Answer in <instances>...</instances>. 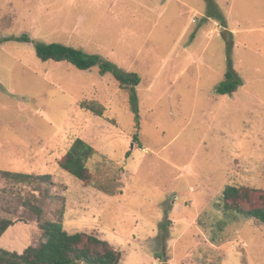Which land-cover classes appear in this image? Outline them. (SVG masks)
I'll return each mask as SVG.
<instances>
[{
  "label": "rangeland",
  "instance_id": "obj_1",
  "mask_svg": "<svg viewBox=\"0 0 264 264\" xmlns=\"http://www.w3.org/2000/svg\"><path fill=\"white\" fill-rule=\"evenodd\" d=\"M214 1L225 25L207 0H0V37L83 48L142 78L137 114L112 73L0 43V249L38 247L60 221L119 264H162L156 249L168 264H264V224L223 197L264 192V0ZM230 65L244 84L220 94ZM78 137L97 150L87 181L59 165ZM250 194L244 207L262 204Z\"/></svg>",
  "mask_w": 264,
  "mask_h": 264
},
{
  "label": "trees",
  "instance_id": "obj_2",
  "mask_svg": "<svg viewBox=\"0 0 264 264\" xmlns=\"http://www.w3.org/2000/svg\"><path fill=\"white\" fill-rule=\"evenodd\" d=\"M209 3L208 15L216 17L221 24L226 23L225 17L217 10L214 0H207ZM8 40H20L33 42L36 55L43 61L54 60L57 62L66 61L78 69L87 70L98 66L102 74L110 72L114 75L120 86L129 92L131 106L135 113H139L137 86L142 78L138 73L128 72L113 61L102 57L100 54L89 53L83 48L68 45L62 42L35 41L28 33L21 36L0 37V43ZM244 81L234 70L232 65L225 74V79L218 85L217 92L220 94H232ZM85 105V106H84ZM84 107L103 114V108L92 106L90 102H84ZM97 153V150L83 138H76L69 150L59 161L60 167L74 175L80 180L90 179L87 162ZM6 175H13L16 178L31 177V174L3 172ZM42 179H50V174L40 175ZM250 190L261 193L262 204L246 208L244 202L251 200ZM225 207L244 217L255 219L264 224V192L259 189H248L239 186H227L223 191ZM168 225L171 220H167ZM10 226L6 219L0 218V238ZM46 240L38 247H29L22 254L12 253L0 249V264H119L122 253L114 249L111 244L97 235L86 232L70 233L60 221H47L44 225ZM159 242L166 241L163 234L157 238ZM158 242V243H159ZM163 247L159 248L162 249ZM155 255L166 262L163 250H155Z\"/></svg>",
  "mask_w": 264,
  "mask_h": 264
},
{
  "label": "water",
  "instance_id": "obj_3",
  "mask_svg": "<svg viewBox=\"0 0 264 264\" xmlns=\"http://www.w3.org/2000/svg\"><path fill=\"white\" fill-rule=\"evenodd\" d=\"M225 36V35H224Z\"/></svg>",
  "mask_w": 264,
  "mask_h": 264
}]
</instances>
